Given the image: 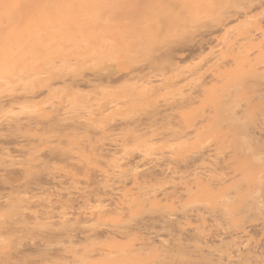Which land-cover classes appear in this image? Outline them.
I'll use <instances>...</instances> for the list:
<instances>
[{
    "label": "rangeland",
    "instance_id": "374dc122",
    "mask_svg": "<svg viewBox=\"0 0 264 264\" xmlns=\"http://www.w3.org/2000/svg\"><path fill=\"white\" fill-rule=\"evenodd\" d=\"M233 3L232 0H201L200 4L197 0H0V96L20 94L33 85L32 74L49 68L57 69L59 75H90L112 68L145 66L149 73L144 80H120L109 86L93 84L80 87L79 92L63 89L44 103L6 106L0 109V124L54 115L51 103L55 102L60 105V112L64 111L61 117L65 115L66 122L82 119L84 115L83 119L89 117L95 129L85 132L50 128L28 133L36 138L31 136L25 148L31 145L30 148H65L73 152L74 165L56 161L54 165L59 169L74 170L81 178L84 167L97 166L88 148H101L105 142L114 144L111 148H125L127 152V148L140 150L146 157L161 158L162 166L172 167L167 179L151 184L153 193H145L152 196L161 189L165 194L157 191L158 195L150 200L141 194L146 185L142 191L143 185L132 188L128 184L123 190L127 192L119 195L127 194L132 200L136 196L130 201H136L130 211L97 216L104 204L90 202L85 209L92 205L96 217L88 222L78 221L79 203L50 193L37 194V198H43L55 210L51 215L35 213L37 220L36 217L28 220L29 234L20 239L12 235L4 240L7 248L30 241L35 244L8 264H94L97 258L77 262L78 257H73L84 249L98 244L106 246L112 241L100 238L73 243L66 232L72 228L90 231L102 223H113L112 226L130 233L136 226L152 221L156 224L153 230L157 231L152 241L137 254L108 262L264 264V7L230 23L214 36L211 45L176 60L174 66L167 65L165 60L169 47L190 42ZM237 47L245 48L243 52L240 50L242 56ZM246 59L253 65L249 66ZM106 105L109 110L99 115ZM157 107H161L160 111L153 117ZM115 122L122 125L107 133L99 132ZM138 125L145 128L136 129ZM81 148L87 149L79 156L77 151ZM75 162L79 164L76 166ZM199 168L201 173L197 172ZM138 169L144 167L140 165ZM84 183L78 185L82 190L93 187ZM160 184L163 189L158 188ZM65 187L70 186L61 184V188ZM197 210L203 219H181L182 215ZM12 212L6 207L0 215L7 217ZM170 216L173 221L166 220ZM38 230L48 235L40 236ZM224 233L226 237H218ZM201 235L203 238L206 235L207 240ZM139 237H122L117 241L118 248L131 250L138 246ZM37 240L41 243H36Z\"/></svg>",
    "mask_w": 264,
    "mask_h": 264
},
{
    "label": "bare ground",
    "instance_id": "6f19581e",
    "mask_svg": "<svg viewBox=\"0 0 264 264\" xmlns=\"http://www.w3.org/2000/svg\"><path fill=\"white\" fill-rule=\"evenodd\" d=\"M232 1H234V3L231 7L225 8L224 10H222L219 16L216 17L217 18L216 21L213 20L214 22L210 23V26H207V27L205 26L206 28L204 27V29L201 28L202 29L201 31L199 29L200 33L194 35L195 37L193 36L190 42H187L181 45H173L169 47V49H167L165 53V60H166L167 65L174 66L176 64L175 62L176 60L184 58L185 56L191 55L195 51H198V50L200 51L203 48L205 49V47L207 48V45H209L213 41L214 36L217 34L219 35V33L223 32L230 23L237 21L239 19L241 20V18L246 17L248 13H250L252 10H256V9H260L264 7V0H232ZM197 2H199L200 4L201 0H197ZM207 3L210 4L209 2L206 1V4ZM202 4H205V3L202 2ZM6 7L4 9H7ZM4 9H2V11ZM4 12L6 11L4 10ZM248 30L249 29H247V32ZM260 34L262 33L259 32V35ZM247 35H250V34H246L245 36ZM250 37L254 38L253 35L252 36L250 35ZM237 40L238 39H236V41ZM89 46L87 45L86 47H89ZM237 49L239 50L238 47ZM243 49L245 48H242L240 50L242 51ZM240 50L238 53L241 52ZM246 51L248 50L246 49ZM178 52L180 53V55ZM247 60L248 59H246V62L247 64H249L248 63L249 60L248 61ZM246 62L243 61V63H246ZM57 67L60 68L58 65ZM50 69L52 68L47 69L48 71H42L40 73L36 72L32 74L31 77L34 80L33 85H31L27 90L20 92V94L17 93L18 95L13 94V96L12 95L10 96L9 94L7 96H0V109H3L6 106H10L13 104H20V102L21 103L22 102L23 103H29V102L44 103L52 99L53 96L57 95V92L63 89L72 90L73 88V89H76L77 92H79L81 91V90L78 91L80 87L87 88L89 86H92L93 84H96V85L106 84V86L107 85L109 86L114 83L120 82V80L135 79V78L144 80L146 78H149V73L146 71L147 67L145 66H139V67H135L132 69H125V70H116L112 68L111 70L106 71L102 74L93 73L90 75H85L83 73L75 74V75H69V74L59 75L57 74L59 73V71H57V73L55 71L57 69L55 70L54 68L52 70ZM53 104H55V102L51 103V106L53 107L51 114L53 113L54 115H50V113L46 116L36 115L34 117H30L24 120H17L13 122L9 121L7 123L3 122V124L2 123L0 124V212L6 207L10 208L11 212L12 210H15L12 212L11 215L7 217L0 215V264H8L10 261L14 262L20 258V255L25 254V250L33 249L35 247L34 246L35 244L30 241L25 244L19 243L17 246L13 248H7L4 246L5 245L4 240L7 237L14 235L16 239L22 238L26 234L30 233L29 230L31 226L28 220L30 221L31 219L35 220L34 218L36 217L35 213L36 214L40 213L42 216H44L45 214L49 215L48 213H50L51 215L52 211L55 210L53 209L54 206L52 207V205L49 202L44 201L43 198H37L36 196L37 194H47V193L49 194L50 193V195L52 194L56 198H65V199L72 200V202L75 201L79 204L81 203V205H83L84 208L81 205H80L81 207H79V204H78V211H77V213L79 214L78 221L88 222L90 219L94 220V218L96 217V215L93 214L95 210H94V207H92V205H91V208L89 207V209H87L88 207L87 205H90V202H96L98 204L102 202L101 204H104L102 205L104 206L102 207L104 209L103 210L101 209L100 210L101 213H97V216H103V215L109 216L110 214H113V213L122 214L124 212L126 214L134 206L133 203H136V201L133 203H130V201L132 202L136 199V196L134 198L135 194L132 195L134 200L129 199L131 198V196L127 194H125L126 196L124 194L123 196L119 195L121 194L120 192H122L128 184L131 185L132 188L133 187L140 188L143 185L141 187V190L145 185L148 186L147 188L145 186L144 188L146 190L145 191L142 190L144 192H141V194L143 193L142 195L145 196L147 195L145 193H150V194L151 192L153 193V191L151 190L154 189V187L150 188V186H152L151 184L161 183L160 181L167 179L168 174L169 173L171 174V171H172L171 170L172 167L168 166L169 164H166V167L159 164L161 162L160 161L161 158L159 159L158 157L157 158L156 157H146L142 151L136 150V149L127 148L129 149V151L127 152L125 148H111L114 144L107 143V142L102 143L101 148H88L91 154L90 155L88 152V155L92 156L97 166L96 168L95 167L91 168L90 166H87V164L85 165L87 167L83 166L85 169L82 167L83 174L81 178L77 177L76 176L77 174L76 175L74 174L73 169H71L73 170L72 172L69 171L68 168L66 170L59 169L57 165H54L56 161L57 163L58 161H64V162L70 163L68 165H74V163L72 162L74 159L72 156L73 152L71 151L72 152L71 153L70 150L68 151L65 148H30L31 145H29V148H25L26 146L25 144H29V142L31 141V138L33 137L32 135H28V133L36 132L38 130L42 132L43 130H48L50 128L51 130H53L54 128L55 129L54 131L58 129L64 130V131H66L65 129H68V130L72 129V130H82L85 132H88V131L94 132L95 129L92 128V126L90 125L91 119L89 117H86V119H83L84 115L82 119L76 118L70 121L68 120L69 122L68 121L66 122L63 119L66 116L64 115L63 118L61 117L62 116L61 112H64V111L62 110L60 112L61 109L59 110L58 108L59 104H55V105ZM108 108H107V105L103 106L101 110L98 112L99 115H102L103 112L106 111V109L109 110ZM160 108L161 107H157V109L155 110L153 114L154 115L153 117H155L156 114L160 111ZM75 116H78V115L75 114ZM120 125L122 124L119 122H115L112 126L100 128V131L99 129L98 131L101 133H104V132L107 133V131L110 132L111 129L113 130L115 127L120 126ZM139 127L145 128V126H142V125L135 126L136 129H138ZM154 134L155 133H153V135ZM104 135L105 134H103V136ZM33 138H36V137H33ZM33 140L36 141L37 139L36 140L33 139ZM122 140L120 142H122ZM39 142H40V139H39ZM23 145H24V148H20V147H23ZM85 149L87 148H84L83 151ZM152 149H155V148H152ZM80 150L81 151H77L79 152L78 154L79 156L81 155L80 152L83 153L82 148ZM150 152L153 153V150ZM201 152L202 151H200V153ZM197 155L198 154L194 156H197ZM203 155L205 154H202V157ZM75 156H77V154ZM170 157H168V159ZM191 157H193V154ZM189 158L188 160L191 162V159L193 158L191 159ZM200 158L201 156H199V159ZM157 159L159 162L157 161ZM199 159H197V161ZM184 160H181V161H184ZM78 164H79L78 162L77 163L75 162L76 166ZM190 164H187L186 166L188 168H191L190 166H188ZM140 165L144 167V170L142 169L140 171L138 169ZM76 168L77 167H75L74 169ZM201 169L199 168L198 170H200V172L199 171L197 172L201 173ZM207 169H209V166L207 167ZM179 171L181 172L180 174L182 173L184 174L183 172L184 169L183 171L182 170H179ZM210 171L211 170L209 169V172ZM202 173L203 175L205 174V172L203 171ZM204 176L203 177L200 176V177L204 178ZM205 177H207V175ZM82 181L85 182L84 184L86 185L91 183L93 187H86V188L84 187V190H82V187L78 186L79 184L80 185L82 184ZM63 183H68L70 187H68V189H66V187L65 189L61 188V184ZM160 186L161 184L158 186V188H160ZM132 188H130V191L132 190ZM161 188L163 189L162 186ZM147 189H148V192H147ZM157 191L159 192L160 195L165 194V192L163 193V190L157 189L155 191L156 193H154V195L152 194V196L156 197V195H158ZM126 192L123 191V193H126ZM141 194H140V197L142 198ZM150 194H148L149 196L147 195L143 198H146V197L147 199L154 198L150 196ZM20 195L22 197H20ZM34 195L37 198V200L36 198L34 199L33 197ZM124 196L127 197L129 201ZM121 197L123 198V200H121ZM40 199H42L43 201H41ZM124 199H125V202H124ZM85 206H87L86 209H85ZM91 209L93 211H91ZM52 215L54 216L55 214H52ZM203 218L204 217L199 210L194 211V212L190 211L181 216L182 220H187V221H190L192 219L198 220V219H203ZM36 220H37V217H36ZM166 220L173 221V216L166 218ZM176 220H178L177 217H176ZM112 224L102 223L98 228L93 229V230L91 229L90 231H84V230H79L78 228H72L71 230L66 232V237L68 238L70 242H73V243L77 242L78 240H83L85 242H88V241L93 242L100 238L105 239L106 242H108V240L112 241L111 244H107L105 242L107 245H110V246H107V245L99 246L100 244H98L97 246H93L90 249H84L81 253L77 252V255L73 254L74 255L73 259L76 256V258L78 257L77 258L78 260L75 258L76 259L75 261L82 262L87 259L97 258V262L94 264H111L108 262V260H116L118 258L122 260L130 254H137L138 251H141L143 247L147 245L150 241H152L157 235V231L153 230V228L156 225L153 221L148 224H142V225L136 226L134 229L130 231V233H128L124 229H120V227L117 225L112 226ZM151 225L152 227H150ZM179 230L180 229H178V231ZM195 230L196 229H193V231ZM38 231L37 233L40 236L48 235L46 234L47 232L44 230L42 231L40 230L39 232ZM137 235H140L139 239L138 240L136 239L138 241L137 242L138 246L134 245V247L131 250L130 249L127 250L128 248H126V250H124L125 248L121 249L122 247L120 249L118 248L120 247V245L119 243L117 244V241L118 240L120 241L122 237L129 236L130 238L131 237L136 238ZM205 236L204 238L203 237L202 238L204 240H207L206 239L207 237L205 238ZM224 236L226 237L225 233L220 236L218 235L219 238H223ZM36 243H41V240H37ZM112 243H114L113 246H111Z\"/></svg>",
    "mask_w": 264,
    "mask_h": 264
}]
</instances>
